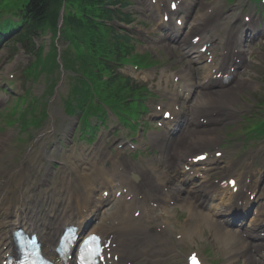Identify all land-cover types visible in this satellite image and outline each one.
<instances>
[{
	"label": "bare ground",
	"instance_id": "bare-ground-1",
	"mask_svg": "<svg viewBox=\"0 0 264 264\" xmlns=\"http://www.w3.org/2000/svg\"><path fill=\"white\" fill-rule=\"evenodd\" d=\"M171 3L174 2L171 1ZM205 5L207 6V3ZM218 6V3H212L210 7L211 9H217ZM161 13L167 14L168 12L166 8H159L156 12H153V15L157 17L158 14ZM226 14L225 12L219 17L214 18H210V15L199 18L200 22L192 27L193 32L199 31L202 34V39L199 44H192L184 34H181L179 38H174L173 41L170 40L173 46L167 45V48L171 52L181 54L185 62V68H182L181 65L173 68V70L178 72L176 77L178 80L187 81L186 85L183 86V89L179 93L186 92L190 94V92H193L192 96H195L194 102L189 105L184 103V107H181L182 103H180L181 99L178 92L172 94L171 97L172 103L175 101L179 102V109H174L173 122L168 123V130L178 124L184 125L185 131L183 137H186V143L180 145L178 142L174 147L172 146L173 144L169 143L160 144V146L157 145L160 150L159 157L151 161L148 165L140 166L125 161L123 165L116 167L113 172L105 168H101L96 172L91 161L89 164L90 168L85 167L87 168L88 174L86 173L85 177L82 179L85 184V187L83 185V190H86L85 195L87 198H85L84 192L83 197H80L72 195L71 192L66 190L61 200L51 198L53 202L52 208L49 207L48 202L46 208L49 210L51 209L49 212L50 215L56 212L55 207L57 204L68 201L60 211L56 212V217L54 218L61 223L60 227H58L55 232L53 231L50 220L48 221V219H51L53 216H48L47 221L41 225H39L40 223L31 222L32 219H37L38 217L37 212L30 211L34 209L35 206L33 205L37 198V196L32 193L36 191H41L42 193V187H48L49 185L54 188L61 187L64 181L60 174L51 173L49 177L44 180L42 186L41 174L44 171L45 161H52L50 157L44 154L40 153L44 159L38 156L32 158L31 161L34 159H36V161L31 163L33 166L31 171L22 172L24 166L28 162H21L19 168L13 170V172L9 174L10 177L16 174L20 177L13 178L11 182H7L4 190L0 194V264L5 262L7 257L14 252L15 248L12 244L11 237L17 228L22 227L25 230H38L45 244L46 252L50 253V250L54 247L53 242L55 236L58 237L65 227V224L71 221H76L79 225L86 222V227L82 229V232L91 225L93 229L90 232H96L103 238V245L105 246L103 257L106 258V264H128L124 259L131 255H137L138 261L142 259L144 264H156L158 262L170 264V259L174 256V254H172L174 253L173 244L169 239L165 240L157 236L154 228L157 230L158 225L154 224V216L156 219L162 217L170 220L173 223L176 234L182 237L181 241H178L179 246H184L188 240L186 226L184 223L180 224L172 221L165 206L168 203L182 201L184 209L189 213V218L186 221L188 226L192 224L191 228H194L195 231L203 229L197 231L202 233H205L204 230L208 228V225L213 226V231L218 232L210 234V236L220 240L224 243V246H229V258L236 259L239 256L244 257L242 252L249 246L248 240L240 233L237 234L232 231H227L219 220L206 216V214H203L198 208L199 206H203V208L209 207V202L215 198L220 199L221 206L225 203L223 200L225 198H227V202H229V207L236 206L239 202L243 203L245 194L248 191L254 195H261V190L258 188L257 182L251 181V183H242L239 177L242 176L244 172L240 173V176H237L238 184L236 185V188L239 186L240 193L234 194L229 186L224 187L214 182L211 172L217 169L219 163L218 159L210 155L208 164L201 169H197L192 161V158H194L192 154L194 152L199 149H205L209 145L216 146L221 141V127L226 124V122L234 119L236 116L235 112L238 110L235 108L233 112H230V108L233 107L230 98L232 96H241V94H244L249 84L248 77L250 74L247 69H249L250 65L246 59L248 52L237 45V34L233 31V27H237V25L240 24V20L233 15L228 16ZM211 25L214 26L213 29L210 28ZM227 26H230V28L225 29ZM202 28L204 29L201 31ZM248 28H251V22ZM227 34H229V38L225 44H222L221 39L224 36L226 37ZM247 35L248 34L244 31L241 38H246ZM205 46L210 52L209 56L207 54H202L200 51L201 48ZM232 46L233 52L230 51ZM191 52L195 54L199 60L195 61L192 59L193 55H191ZM219 52L221 61L218 63V66L214 67L212 70L206 72L200 66H192L196 63H201V60L204 59H212V61L215 62L217 53ZM227 65L233 66L227 68ZM241 73H243V76L248 73L247 78L239 79L238 76ZM225 77L230 79L229 83L223 81ZM202 79L204 80L203 83H201ZM233 83H239V85L235 88H230ZM11 142V135L0 138V161H10L7 154H9L8 146ZM34 149L33 151H35ZM119 152L116 155L117 160L121 159ZM107 159L105 155L102 161H107ZM109 162L107 161L106 164L110 167ZM62 165L64 169L68 168L66 165ZM79 168L81 171H84L81 167ZM241 169L244 171L248 169V163H245ZM187 170L188 172H186ZM68 171L77 174L79 177L77 181L79 182L82 173L76 169L74 170V168ZM21 174L24 175L23 178ZM62 174L63 171L61 172V175ZM247 175H250L252 179L254 178V174H251V172H247ZM134 176L138 177L137 181H134ZM198 176L204 178L202 183L205 187L204 189L195 191L186 190L183 187L172 188V185L175 183L183 186L192 182V180ZM50 177H57L58 179H51ZM153 185L159 192L152 197L146 196L151 188L155 189ZM117 188L120 189L119 196H115V189ZM96 189L100 192H109L112 196L114 195V199L111 203V213L105 215L103 218H98V220H102V225L98 228H94L97 227V225L92 223V218L87 217V210L84 208L85 203H90L88 199L96 193ZM56 193L61 194L62 191H56ZM15 194L18 195L17 203L13 201ZM183 194L187 195L185 200L182 198ZM170 195L172 196L170 197ZM66 196H69V199H66ZM104 201H106V199L99 201L97 197L95 202L90 204V210L88 211L91 213L96 212ZM72 204H75V208L70 211V205ZM161 208L165 210H163L160 215H157V212ZM227 212L228 210L223 213L229 215ZM135 213L140 214L137 219L134 215ZM260 215L261 214H259V216ZM218 216L222 217L224 215L221 212L215 213V217ZM40 221L41 220H39V222ZM135 222H140V225L141 223L150 224L147 229V234L145 232L142 233L141 228L143 227L139 226L138 223L135 224ZM33 225L36 228H33ZM253 226L255 228L254 231L262 229V225L259 223L258 219H255ZM150 240H154V245L148 244ZM238 261L239 260H236V263H238ZM245 264H264V258H245Z\"/></svg>",
	"mask_w": 264,
	"mask_h": 264
},
{
	"label": "rangeland",
	"instance_id": "rangeland-1",
	"mask_svg": "<svg viewBox=\"0 0 264 264\" xmlns=\"http://www.w3.org/2000/svg\"><path fill=\"white\" fill-rule=\"evenodd\" d=\"M195 1L197 0H189L187 4L191 2V4H194ZM141 2H143V4H141ZM129 3L130 6L123 12L135 18V23L125 29L128 35L134 39L133 45L136 51L138 53H149L152 56L151 61L155 62L153 67L156 66L142 73H162L163 70L169 72L172 70L173 66L181 65L183 63L181 58H176L169 50L156 43V41H159L158 38L162 36L158 34L156 41H153L154 35L152 36L151 32L155 31L153 26L154 19L146 13L148 0H129ZM197 7L198 6H196L194 10H196ZM218 8V12H226L227 15H233L235 17L247 13L250 15L256 13V7L251 3V0H219ZM198 11H200L198 15L204 12L200 7ZM116 26L118 28H124L123 25L120 26L116 24ZM41 44L45 45V51L42 55V59H44L49 50L50 36L48 35L40 40H36V46H40ZM56 46L58 52L50 56L54 59L58 58V54L66 51L67 45L61 39H58L56 40ZM33 60L34 57H30L26 54L25 49L21 48L20 45H13L12 39L0 45V98L6 100L3 101L0 106V138L7 135L12 136V142L8 146L9 154H7L10 161H0V194L7 184L5 180L7 176H1V171H4L8 165L16 166V164L19 165V163L23 161H29V165H31L32 162L36 161V159L31 161L35 156L43 159V157L40 156V152H42L47 144L48 147L52 149L53 137H51V135L54 132L58 134L59 140L61 139L62 141L58 140V145H56L59 151L56 150V153L50 156L52 159H55L56 162L53 164L46 163L44 170H50L57 173V175L60 174L63 181L75 179V177L71 175L72 172L68 170L75 169V166L79 164V150L87 154L100 147L101 151H103L104 149H108L115 140L126 135V132L118 127V124L108 122V130L105 131L100 128L95 135L96 141L94 144L86 142L87 138H84V135L82 140L79 141L82 136L79 119L77 116L68 117L64 110L66 98L70 94V90L75 88L73 87L76 82L75 76L79 74L76 65L74 66V70L69 69L63 71L62 69H58L59 67L56 66L55 61L52 59V61L44 62L45 67L40 65L31 68V65H35L32 64L34 63ZM250 62L252 64L248 69V73L250 74L248 77V88L244 91L242 96L238 98L234 97L233 103L236 107H241V105L247 107L248 113H244L246 114V119L243 121L244 115H239L238 118L234 119L232 123H229L227 127H225V130L220 131L224 136L222 138L223 142H228L239 148L241 147V144H239L240 136L247 132L245 129H242L243 125H253L256 119H258L256 121L264 120V47H262L259 52L255 53ZM121 72L127 76L133 74V72L128 71L126 68H123ZM248 73H246L245 79ZM135 77L138 78L139 76L135 75ZM7 84L9 86H7ZM7 87L12 90V93H6L5 89ZM30 105L32 106L30 107ZM33 106L36 107L34 111L32 110ZM28 108L29 112L26 113L25 119L29 120L31 118H41V116L45 117L41 120L39 126H30L23 132L21 124L18 125L15 122L20 119L19 116L21 117L25 109L28 110ZM22 119L24 120V117ZM144 119L145 118H142L140 123H142ZM94 121L93 119V122ZM7 122H13V124L11 123L12 126H8L9 124H6ZM93 122L91 125H93ZM98 125L101 127L99 123ZM145 128L146 133L143 132V134L142 127L138 129L136 139L140 140V142H137V145H139L141 154H144L143 163L147 165L159 156L155 155L158 149H155V139L153 140L154 137L158 136V132L154 126L150 127L149 125H145ZM116 131L118 133L114 136L113 133ZM58 138H56L54 142ZM106 138L107 140H105ZM144 144L148 147L146 150L143 148ZM34 147L35 151H33ZM259 148L263 150L260 159L264 160V136L251 142L247 149L241 148L239 151L240 158L235 160H240L246 155H248L247 157L249 158L250 154ZM62 164L66 165L68 168L64 169ZM62 171L63 174L61 175ZM55 179L58 178L55 177ZM62 184H64V182ZM76 185H70V189L74 193H77ZM173 186L175 188L179 187L178 184ZM52 187L53 186H50L44 189L42 193L41 191L33 192L32 194L37 196L33 206H40L44 201V193L46 191L49 193ZM186 196H184L185 199ZM17 198L18 195L16 194L13 201L17 202ZM211 206L213 207V205ZM171 217L174 221L184 223L187 231L194 237L193 243L190 245L189 249L194 250L200 255L205 264H234L229 258V246H224V243L220 240L210 236V234L218 232L213 231V226L208 225V228L204 230L205 233L197 232L203 229L195 231L194 228H191L192 224L188 226L186 222L189 218V213L183 209V205H178L177 209L171 210ZM174 255L176 257L170 264H180L182 257L177 253V250ZM239 260L241 262L244 258L240 257Z\"/></svg>",
	"mask_w": 264,
	"mask_h": 264
},
{
	"label": "trees",
	"instance_id": "trees-1",
	"mask_svg": "<svg viewBox=\"0 0 264 264\" xmlns=\"http://www.w3.org/2000/svg\"><path fill=\"white\" fill-rule=\"evenodd\" d=\"M72 1L77 2L81 10L78 14L68 12V15L65 16L64 26L66 25V28L64 29V35L71 42L78 41L80 44H84L87 50L86 53L78 50L75 55L76 59L81 62L80 68L88 70L86 72L88 80L83 81L84 91H82L84 98H86L90 97L91 93L95 94L94 91H91L93 86L98 91L101 88L97 78L98 76L100 78L102 74L100 72L106 69L111 73L114 65L121 61L123 55V58L128 56L131 49L127 43V37L116 34L112 27L97 25L93 21V18L111 20L115 15L121 14L120 10H114L110 7L122 4V0H69V2ZM62 6L63 0H29L21 11L26 31L21 40H31L32 36H39V32L47 26H50L55 34ZM86 7H89V12L86 11ZM126 22L128 21L126 20ZM68 32L74 33L75 37L69 36ZM120 39H123L124 43H118ZM112 79V82L117 81L115 77ZM125 91L132 92L129 86H125Z\"/></svg>",
	"mask_w": 264,
	"mask_h": 264
},
{
	"label": "snow or ice",
	"instance_id": "snow-or-ice-1",
	"mask_svg": "<svg viewBox=\"0 0 264 264\" xmlns=\"http://www.w3.org/2000/svg\"><path fill=\"white\" fill-rule=\"evenodd\" d=\"M192 264H197L195 256L192 257Z\"/></svg>",
	"mask_w": 264,
	"mask_h": 264
}]
</instances>
